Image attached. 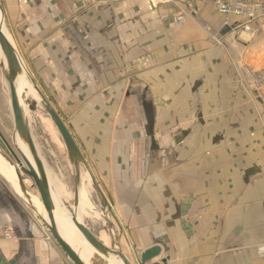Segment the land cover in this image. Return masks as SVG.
Masks as SVG:
<instances>
[{
    "label": "crops",
    "instance_id": "crops-1",
    "mask_svg": "<svg viewBox=\"0 0 264 264\" xmlns=\"http://www.w3.org/2000/svg\"><path fill=\"white\" fill-rule=\"evenodd\" d=\"M209 1L0 0L23 68L64 109L93 180L128 199L140 252L159 249L145 264H264L263 115L231 86L234 69L262 70L264 29L235 30L244 19ZM6 227L0 264H72L0 172Z\"/></svg>",
    "mask_w": 264,
    "mask_h": 264
},
{
    "label": "rangeland",
    "instance_id": "rangeland-1",
    "mask_svg": "<svg viewBox=\"0 0 264 264\" xmlns=\"http://www.w3.org/2000/svg\"><path fill=\"white\" fill-rule=\"evenodd\" d=\"M215 1L228 2L230 4H233L234 6L239 5L241 7V14H237L236 16L242 17L244 21L239 22V24L234 27L235 30L252 34L253 32H255V28H253L251 24L257 21L258 28L264 29V18L261 17V14H264V0H211L208 2L213 8L221 13L214 5ZM256 3H259L257 4V7L255 9V15L257 16V19L254 18V20H249L246 15L249 6H253ZM232 12L233 11H231V13ZM231 13L221 14L235 15ZM1 16L3 22L2 26L9 34L10 40L13 45L15 42L9 33V25L7 24V22H5L3 14ZM1 64L3 63L0 59V132L7 140V142L12 147H14V125L10 109L9 92L7 83L2 73ZM27 70H25L24 68V71L29 78L27 86L28 90L30 91H27L23 99L24 106H22V109L26 105V108H28L27 114H24L25 120L34 139V143L36 145L38 153L46 166V170L49 171L50 174L62 184L61 185L60 183H58L61 188H63L61 201H63L65 208L71 211L73 209L77 194L81 190H84L93 204V209L91 215H85L82 217V223L90 231H92V233H94L97 239L105 246L107 250H111L114 253L120 252L124 254V256H126V258L132 264H144L143 262H141L142 253L136 247V243L134 241V236L136 235V221L134 220V216H132L128 212L130 211V209L128 208V199H112L109 195V184H98L93 180V176L90 173L83 153L78 149L79 156L70 154L54 123L47 114L43 106V101L46 100L52 106V108L56 111V113L63 121L68 131L72 133L74 139H77L74 131V125L70 123L68 116L66 117L64 109L58 108V105L50 100L47 87L44 86V84L47 82H37L34 76L31 75ZM242 71L243 72L240 71V68L236 70L234 69L238 82H231V86L233 88L232 94L235 97L237 96L236 93L238 92L242 97L248 99V103H250L251 107L253 108L252 111L262 113V126H264V64L262 70H258L255 68L253 69L251 66L245 65ZM211 88L212 87H210V89ZM220 88L221 87H216V89ZM177 89L184 90V88L182 87ZM192 91L193 93L201 94L202 96L203 94L205 95L207 93L208 86H206V84L203 82V86L195 87L192 89ZM34 95L37 97V99L34 98ZM214 103L219 104L220 102H218V100L213 101V103L210 102L209 105L214 106ZM240 105V98L233 99L230 104L233 110L236 107H240ZM193 106L192 109L194 111L204 109V104L198 102L196 104L195 101L193 103ZM197 106L199 108H197ZM93 114H97V112L93 111ZM104 121L105 120H102L98 117V119H92L86 125H92V127H101ZM84 136L87 137V135ZM1 147H3L5 150L6 148L3 145H0V150H2L6 154V157H8L13 162V165L21 175L26 191L31 195L39 197L38 191L33 185V181L31 180V178L21 173L20 169L17 167L10 154L7 151L3 150V148ZM50 186L52 187L53 195L59 202L60 199H58L56 195L53 184L51 183ZM116 206L120 208V212L119 209L116 208ZM95 212L99 215L95 214ZM159 243H161L159 240H155L153 242L154 245Z\"/></svg>",
    "mask_w": 264,
    "mask_h": 264
},
{
    "label": "water",
    "instance_id": "water-1",
    "mask_svg": "<svg viewBox=\"0 0 264 264\" xmlns=\"http://www.w3.org/2000/svg\"><path fill=\"white\" fill-rule=\"evenodd\" d=\"M0 50L5 59V67L1 64L2 73L4 79L8 86L9 99H10V109L13 119L14 125V147H12L7 140L4 138L2 133L0 132V141L3 146L6 148V151L10 154V156L15 161L17 167L20 169L21 173L27 175L33 181V185L36 187L40 201L42 203V207L46 213L47 221L42 218V222L45 225L48 233L52 237V239L56 242L59 248L65 253L68 259L72 264H86L80 254L64 239V237L60 234L59 229L57 227L55 215H54V202L51 196V187L48 181V176L46 172V166L40 157L36 145L34 143V139L30 133L28 128V124L25 120L24 112L22 106L20 105L18 94L16 90V81L19 75L22 73V65L20 64V60L18 59L17 52L14 46L10 43L2 29L0 28ZM43 106L49 115L50 119L54 123L56 129L58 130L67 150L71 155L79 156L78 148L69 133L68 129L64 125L63 121L56 113V111L52 108V106L46 101H43ZM15 136L18 137L25 145L27 149L26 154L23 150L18 148L15 142ZM0 155L4 157L6 161L14 168L18 185L21 191L26 196V200L30 199V194L26 191L23 179L16 167L13 165V162L6 157V154L0 150ZM30 157V159L28 158ZM68 212H72L68 210ZM72 222L78 232L82 235L85 241L91 245L98 252L103 250H107L105 246L97 239V237L82 223L79 222L74 215H72ZM159 253V249L154 247L141 255V262L145 264L151 257L157 255ZM117 254L121 257L123 264H132L124 254L117 252ZM99 264H106L104 262H99ZM159 264V263H155Z\"/></svg>",
    "mask_w": 264,
    "mask_h": 264
},
{
    "label": "bare ground",
    "instance_id": "bare-ground-1",
    "mask_svg": "<svg viewBox=\"0 0 264 264\" xmlns=\"http://www.w3.org/2000/svg\"><path fill=\"white\" fill-rule=\"evenodd\" d=\"M0 28L2 29V31L4 32V34L6 35L8 40L10 41V43L12 44L10 37H9V34L7 33L6 29H4V27L2 26L1 10H0ZM0 59L2 60V63L5 67V59L3 57L1 50H0ZM18 59L20 60L19 56H18ZM20 64L22 65V73L19 75V77L16 81V90H17L20 105L24 106L23 105L24 96L26 95L27 91H30V90H28L27 85H28L29 80L27 79V76L25 75V71L23 68L24 66H23L21 60H20ZM34 98L37 99V97L35 95H34ZM26 106L23 107L24 114H27V112H28L27 111L28 108H26ZM15 142H16L18 148H20L26 154H28L27 149H26V145L20 139H18L17 136H15ZM28 158L32 162L31 158L30 157H28ZM32 164H33V162H32ZM0 172L10 182L12 187L15 189L16 193L22 199H25L26 196L21 191V189L18 185L17 176H16L14 168L1 155H0ZM46 172H47L49 184H51V183L53 184L55 191H56V195H57L58 199H60L62 196L61 194H62V190H63V188H61V186L58 184L60 182H58L50 174L49 171L46 170ZM80 192H81L80 193L81 197H79V199H80L79 202H78V194H77V197L75 200V211L73 209L72 212H68V210L65 208L64 205H60V203H58L56 201V199L54 198L52 189H51V196H52V200H53L54 206H55L54 215H55L57 227L59 229L60 234L80 254V256L82 257V259L84 260V262L86 264H97L95 260H98V257L89 248V246L97 254H99L106 262H108V264H113L112 262L114 260H119L121 262V264H123L121 257L117 253H114L111 250H103L101 252H98L96 249H94L91 245H89L85 241V239L82 237V235L78 232V230L74 226V224L72 222V215H74V217L79 222H82L80 220V210H81V212H83L85 206H87L89 209H91L93 206L89 202L85 191L81 190ZM27 202L31 208H33L37 213H39L41 215L42 218H44L47 221V216H46V213L42 207V203H41L39 197L30 194V199ZM77 210H78V212H77ZM76 212L78 215L76 214Z\"/></svg>",
    "mask_w": 264,
    "mask_h": 264
},
{
    "label": "built area",
    "instance_id": "built-area-1",
    "mask_svg": "<svg viewBox=\"0 0 264 264\" xmlns=\"http://www.w3.org/2000/svg\"><path fill=\"white\" fill-rule=\"evenodd\" d=\"M256 3L253 6H249L248 12H247V17L249 18V20H254L257 19V16L255 15V9L257 7ZM214 5L216 6V8L224 14H230L231 11H233L231 14H241V7L239 5L234 6L233 4H230L228 2H220V1H215ZM261 17L264 18V14H261ZM176 22L179 24H182L184 22V16L181 15H177L175 18ZM2 234V236L4 237H11L13 236V229L11 227H6L0 230V235ZM264 250H262L263 252Z\"/></svg>",
    "mask_w": 264,
    "mask_h": 264
},
{
    "label": "flooded vegetation",
    "instance_id": "flooded-vegetation-1",
    "mask_svg": "<svg viewBox=\"0 0 264 264\" xmlns=\"http://www.w3.org/2000/svg\"><path fill=\"white\" fill-rule=\"evenodd\" d=\"M0 145L2 146L3 144L0 142ZM1 148H3V147H1ZM3 150H5L4 148H3ZM6 151V150H5Z\"/></svg>",
    "mask_w": 264,
    "mask_h": 264
}]
</instances>
